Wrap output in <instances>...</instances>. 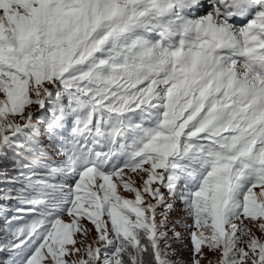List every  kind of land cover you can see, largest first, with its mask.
Returning <instances> with one entry per match:
<instances>
[{
  "label": "snow or ice",
  "instance_id": "1",
  "mask_svg": "<svg viewBox=\"0 0 264 264\" xmlns=\"http://www.w3.org/2000/svg\"><path fill=\"white\" fill-rule=\"evenodd\" d=\"M177 210L264 264V0H0V264H181Z\"/></svg>",
  "mask_w": 264,
  "mask_h": 264
},
{
  "label": "trees",
  "instance_id": "2",
  "mask_svg": "<svg viewBox=\"0 0 264 264\" xmlns=\"http://www.w3.org/2000/svg\"><path fill=\"white\" fill-rule=\"evenodd\" d=\"M171 220L173 221V223H177V219L174 218L173 213L170 216ZM176 231L178 232V227L176 226ZM169 235L171 236L172 233L170 232ZM178 247L181 248V252L177 257H174V259L180 260L181 264H187V262L190 260V248L191 245L188 241V237H185L183 245H177ZM216 257L212 258L211 260V264H216L217 260H218V254L215 255ZM202 264H209L206 263V261H202Z\"/></svg>",
  "mask_w": 264,
  "mask_h": 264
},
{
  "label": "rangeland",
  "instance_id": "3",
  "mask_svg": "<svg viewBox=\"0 0 264 264\" xmlns=\"http://www.w3.org/2000/svg\"><path fill=\"white\" fill-rule=\"evenodd\" d=\"M125 195L128 198H132L130 194L125 193ZM173 215H174V218L177 219L176 226L178 227V232H180L184 237H188V230L185 227H183L182 224L180 223L182 220H184V216H185L184 212L181 210H177L173 213ZM184 223H190V221H184ZM205 251H206V257H207L205 261L206 263H209L212 260V258L216 257L215 256L216 254L208 252L207 250Z\"/></svg>",
  "mask_w": 264,
  "mask_h": 264
}]
</instances>
